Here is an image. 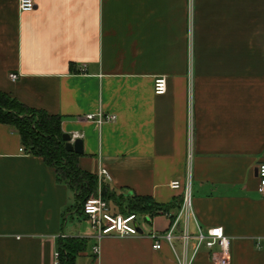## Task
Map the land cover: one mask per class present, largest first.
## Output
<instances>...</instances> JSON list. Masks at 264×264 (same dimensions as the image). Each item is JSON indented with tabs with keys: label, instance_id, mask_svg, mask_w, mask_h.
<instances>
[{
	"label": "crops",
	"instance_id": "crops-1",
	"mask_svg": "<svg viewBox=\"0 0 264 264\" xmlns=\"http://www.w3.org/2000/svg\"><path fill=\"white\" fill-rule=\"evenodd\" d=\"M34 1L20 12L0 0V92L58 116L82 140L78 166L107 170L100 186L177 206L142 216L140 236L103 237L94 257L91 225L74 223L75 191L0 123V264H54L66 237L91 243L76 264H179V238L156 250L148 234L170 227L182 191L169 183L188 166L189 231L221 227L230 264H264V0ZM99 111L115 121L85 118ZM210 254L201 248L191 264H213Z\"/></svg>",
	"mask_w": 264,
	"mask_h": 264
},
{
	"label": "trees",
	"instance_id": "trees-1",
	"mask_svg": "<svg viewBox=\"0 0 264 264\" xmlns=\"http://www.w3.org/2000/svg\"><path fill=\"white\" fill-rule=\"evenodd\" d=\"M0 123L15 127L25 151L42 158L46 165L55 169L57 180L75 191L74 210L84 215L83 205L86 199L97 193V176L82 170L77 163L78 155L64 149L60 118L28 108L8 94L0 92ZM101 196L111 204V211L115 214L153 216L159 212L168 213L177 206L174 202L169 205L158 204L150 196L116 195L105 184L101 185ZM180 206L181 201L178 208ZM87 243L88 240L81 237L61 238L57 249V264H76L78 255L85 251Z\"/></svg>",
	"mask_w": 264,
	"mask_h": 264
},
{
	"label": "built area",
	"instance_id": "built-area-1",
	"mask_svg": "<svg viewBox=\"0 0 264 264\" xmlns=\"http://www.w3.org/2000/svg\"><path fill=\"white\" fill-rule=\"evenodd\" d=\"M35 7L34 0H18V9L20 12H30ZM17 75L10 74L9 78L12 81L17 79ZM153 91L155 95H163L167 91L166 78L159 76L155 78L153 83ZM85 118L89 121L96 122L98 125L104 122L115 121V115L103 114L97 112L94 114H87ZM22 151V149H21ZM190 159V157H189ZM187 173L185 181L182 183L179 180H173L169 183L172 189H181L182 191V203L171 221L170 227L165 232H151L148 237L153 241L152 248L160 249L163 242L173 247V241L179 238L182 243L183 250L180 255H177V261L179 264H191L193 258L199 252L201 248H205L211 254V261L213 264H230V238L225 236L221 227H212L207 230H202L197 226L196 232L191 233L189 231V221L193 217L192 209V194H191V178L190 167H187ZM259 178V187L264 192V163L258 167L257 170ZM105 176H108V172L104 167H101L97 174L98 190L96 195H91L86 199L83 205L84 215L87 216L88 221L94 231V238L96 244L92 247L91 251L94 256L99 254L98 242L106 236H140L142 233L139 231L140 224L138 222L141 216L134 214L124 215L120 213H114L111 211L107 201L101 196L102 180ZM178 223H181V232L178 236L175 234ZM194 240L192 254L188 256V244L190 240ZM58 253H55L54 264H57Z\"/></svg>",
	"mask_w": 264,
	"mask_h": 264
},
{
	"label": "water",
	"instance_id": "water-1",
	"mask_svg": "<svg viewBox=\"0 0 264 264\" xmlns=\"http://www.w3.org/2000/svg\"><path fill=\"white\" fill-rule=\"evenodd\" d=\"M62 140L64 142V149L67 152H74L76 154H82L83 152V143L79 138L72 139L69 134L63 133ZM141 232V229H139Z\"/></svg>",
	"mask_w": 264,
	"mask_h": 264
},
{
	"label": "rangeland",
	"instance_id": "rangeland-1",
	"mask_svg": "<svg viewBox=\"0 0 264 264\" xmlns=\"http://www.w3.org/2000/svg\"><path fill=\"white\" fill-rule=\"evenodd\" d=\"M76 213L74 212V210H73V219H74V223L75 224H79V226L81 227V228H87L88 230H90V223L85 219V217L83 216V214H77V215H75ZM138 222H139V224H140V226H141V228L143 229V230H145L146 228H147V223H146V221L144 220V218L142 217V218H139V220H138ZM90 246H91V243L90 242H88L87 243V247H86V250L87 251H89L90 250Z\"/></svg>",
	"mask_w": 264,
	"mask_h": 264
}]
</instances>
